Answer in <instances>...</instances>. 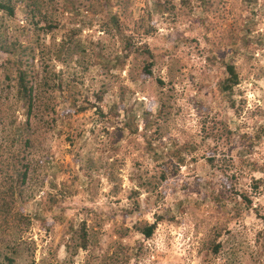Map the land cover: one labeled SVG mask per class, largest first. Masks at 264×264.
<instances>
[{"label": "rangeland", "instance_id": "1", "mask_svg": "<svg viewBox=\"0 0 264 264\" xmlns=\"http://www.w3.org/2000/svg\"><path fill=\"white\" fill-rule=\"evenodd\" d=\"M100 1L0 10V264H264V184L249 186L264 179V0ZM115 11L126 30L141 15L148 78L106 29ZM68 35L77 51L57 59ZM223 59L239 78L228 94ZM233 189L252 203L239 215L225 205ZM144 222L156 223L146 239L134 227Z\"/></svg>", "mask_w": 264, "mask_h": 264}, {"label": "trees", "instance_id": "2", "mask_svg": "<svg viewBox=\"0 0 264 264\" xmlns=\"http://www.w3.org/2000/svg\"><path fill=\"white\" fill-rule=\"evenodd\" d=\"M119 1L120 0L116 2V5L120 4ZM126 1H124V3H127ZM179 1L182 2L183 4H187L189 0H179ZM198 1L202 5L206 3V0H198ZM244 1L249 2L250 0H244ZM100 3L102 6L108 7V0H101ZM155 3H157V1L154 2L153 4ZM153 4H152V7H153ZM13 8H14V4L13 2H10V0H0V10H3L6 14L12 15ZM135 17H136L135 19L131 20V25H132L131 30H126L125 28L127 27L126 24H124L123 26V23L120 22L116 11L112 12L105 19L104 23H105L106 29L112 28L115 34L124 41L125 53L134 52L136 53V56H138L141 59L140 60V69H141L140 71H142V75L145 79L151 76V68L153 66L155 52L152 47H149L145 44L137 45L138 43L137 41H139L138 40L139 39L138 28L141 27V18H140L141 15L138 14ZM143 31H144L143 33L145 34L149 33L147 29ZM72 36L73 35H68L66 36V38L61 40L59 48L57 50V54L54 52V56L57 59H60L62 55L67 51L69 52L70 55L74 54L77 51V43L75 41L72 42L71 40ZM240 39H244V42H246L248 40V37L246 34H244L240 37ZM125 56H127V54H125L123 57ZM21 60H22L21 58L14 60V63L16 65V70H17L16 71V92H17L18 98L21 99L23 102H25L27 99H29L28 94H29L30 88L27 86V80L25 79L26 72L24 70V63ZM116 62H117V65L122 66V62H124V60H122L121 58V59H117ZM220 65L222 67L223 77H221V80L218 82V88L220 92L224 94L226 93L228 94L230 90L232 89V87L236 85L239 81L238 73L235 70L234 64L230 60L223 59L221 60ZM122 107L125 109L123 111L124 112V115H123L124 121L122 122L123 127L124 125H126L131 129L132 132H136L137 125L135 124L136 123L135 121H136L137 116H135L134 112H130V111L127 112L126 111L127 108H125L124 105ZM83 109L84 107L79 108V110H83ZM148 127L149 126L146 123H144L143 132H141V138L144 139L143 147L145 148L147 152L150 153L151 151H153V149H152L151 144L149 143V140H148L149 138L147 136ZM156 159L154 158V160ZM177 159L179 162L183 161L181 157ZM206 161L208 163H212L213 159L208 157ZM237 162H239L240 165H243V164L246 165L247 168L251 171H258L262 169L261 166L258 165V163L255 160H252L251 158H246V157L239 158ZM170 170L171 169L168 168V166H163V167L160 166L159 176L161 178H164L163 174L165 172L168 174ZM262 184H264L263 178L261 177L255 178L254 176H251L250 182H249V186L251 188L256 189V187ZM232 194H233L232 198H229L227 202L225 203V205L229 207V211L232 214L239 215V213L242 212V209H248L249 207H252L251 200H249V198L247 197L246 192L237 191L233 189ZM218 196L223 197L221 193H218ZM155 224H156L155 222H151L149 224L144 222L142 223V225L136 224L134 227L141 234V236L146 239L152 235L153 230L155 228ZM80 238H81L80 246L85 247L86 239L84 237V233L80 234ZM219 247H220L219 243L212 245V252L216 253Z\"/></svg>", "mask_w": 264, "mask_h": 264}]
</instances>
